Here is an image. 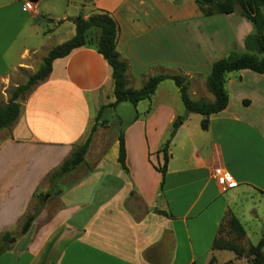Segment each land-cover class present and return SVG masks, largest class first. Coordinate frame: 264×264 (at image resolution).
<instances>
[{
    "label": "crops",
    "instance_id": "0c3cea01",
    "mask_svg": "<svg viewBox=\"0 0 264 264\" xmlns=\"http://www.w3.org/2000/svg\"><path fill=\"white\" fill-rule=\"evenodd\" d=\"M102 12L119 25L117 50L129 65L130 88L160 73L181 75L191 98L209 103L214 63L247 52L245 40L254 33L239 11L205 17L195 0H0V103L36 73L46 57L41 52L54 48L37 38L61 30L73 38L72 19ZM169 81L150 99L115 108L128 171L118 161L122 128L99 129L85 161L56 182L58 192L49 193L51 200L0 264H210L222 252L213 243L228 215L241 222L233 213L238 200L264 199V75L249 69L229 74L228 106L208 116L207 130L204 116L189 115L168 148L161 187L156 167L164 164L174 121L186 111ZM109 92L108 62L94 47L77 49L54 61L49 78L22 101L16 123L0 129V236L24 223L49 175L88 137ZM216 168L236 187L223 188Z\"/></svg>",
    "mask_w": 264,
    "mask_h": 264
},
{
    "label": "trees",
    "instance_id": "16d2710c",
    "mask_svg": "<svg viewBox=\"0 0 264 264\" xmlns=\"http://www.w3.org/2000/svg\"><path fill=\"white\" fill-rule=\"evenodd\" d=\"M195 1L205 17L217 14H232L239 11L254 26V33L247 36L245 40L247 52L243 54L232 53L214 63L206 84L208 91L214 96L212 103L193 100L189 91L190 82L181 75L160 73L150 77L142 88L138 90L130 88L127 80L129 65L121 59L117 50L119 25L109 13L102 12L88 19L83 16L72 19L76 26V35L67 42L54 47L44 58L37 72L31 75L25 84L18 86L12 91L9 102L7 104L0 103V129L10 128L16 123L22 112V101L26 100L38 84L49 78L55 60L65 58L77 49L87 46L94 47L108 62L112 70L115 101L100 108L96 122L92 126L86 140L75 148L70 157L63 162L57 171L50 175V181L56 183L60 178L76 169L85 161L95 132L98 129L97 123L99 125L105 124L101 122V119L108 108L115 109L121 103H131L136 106L141 101L150 99L162 82L172 80L179 89L180 98L186 111L184 115L179 116L174 121L170 136L162 149L164 164L161 167H156L163 176L161 185L163 187L170 159L168 148L189 115L200 114L204 116L202 129L207 130L209 126L208 116L219 113L228 106L229 95L226 83L229 74L249 69L257 74L264 75V0ZM118 161L121 167L128 171L124 131L119 134ZM260 192L264 195V192ZM44 204V202H41V206L33 214L26 217L22 225L21 235H25L30 230ZM225 224V227L229 229V233L235 235V239H228L222 236L224 230V224H222L219 234L214 240L213 250L231 251L236 254L238 259L246 257L249 259L247 264H264V235L257 245L250 244L246 249L238 243V241L247 236L246 230L239 219L231 215ZM13 239L14 237L9 232L0 236V257L10 249ZM215 261L216 258L212 257L210 264H214Z\"/></svg>",
    "mask_w": 264,
    "mask_h": 264
},
{
    "label": "rangeland",
    "instance_id": "374dc122",
    "mask_svg": "<svg viewBox=\"0 0 264 264\" xmlns=\"http://www.w3.org/2000/svg\"><path fill=\"white\" fill-rule=\"evenodd\" d=\"M43 27L45 29L49 28V24L45 23L43 25ZM65 31L66 30L58 31L57 34H54L53 38H47V40L45 39V37L43 38V36H42V38L39 37L36 39L35 43H37L38 45L44 46V48L56 47V46H58V44L60 45V43H59L60 40H65V42H67L68 40L71 39V37H70V39H68V38L66 39L65 35L67 37H69V35ZM63 43H64V41H63ZM41 54L43 56L44 55L47 56L46 49H44L41 52ZM38 61L39 60L35 59V58L30 60V62H32L34 64L35 68H37L40 64V61L39 62ZM36 72H37V70H36ZM167 85H170V87H173V82L169 81V82H167ZM12 91H13V89L8 91L10 96H11ZM106 96H107V98H109L106 101V105L113 103L115 101L114 92H109L106 94ZM161 96H163V93L160 94V97ZM210 96H211V94H210ZM211 97L213 100V96H211ZM128 105L130 107H132L131 103ZM120 113H122V111H120ZM115 115H116L115 109L108 108L105 111L103 118L101 119V122H104L105 124L99 125V123H97L98 129L96 132H98L99 129H103L105 132L108 133L110 128H117L118 129V127L120 125L118 124V121L115 119ZM130 115H132V113H130ZM130 115H129V117H130ZM121 128H122V132H123L124 131L123 127H121ZM96 132H95V134H96ZM104 138H108V135L104 136ZM111 148H112V146L110 147V152L112 151ZM57 170H55V171H57ZM54 172H52V173H54ZM50 175H49V178L47 179L49 186H48V184L44 183L41 191H39L36 194V196L34 197V201L31 204L29 215L33 214L36 211V209H38L41 206V202H44L46 204V202L51 200V196L49 195V193L58 192L57 183H52L50 181ZM45 204H44V206H45ZM236 206L237 207L234 208L233 213L235 216L240 218V220L243 223L245 230L247 232V236L245 238L241 239L240 241H238V243L247 249L250 244L257 245L264 235V199L261 198L258 194H252L250 196L241 197L238 200ZM229 217H230V215H228L226 217V219L224 220V223H223L224 224V230H223L222 236L226 237L228 239H235V235L230 234L229 229L227 227H225V225H226L225 223L229 219ZM258 218H260V220ZM22 225L16 226L15 229L13 228L14 230L11 234L14 237V240L18 239L21 236ZM214 256L217 257V259L219 261L218 262L216 260L214 262V264H229V263L247 264V262L249 260L246 257L237 259L236 255L230 251L215 252ZM230 260H232V261H230Z\"/></svg>",
    "mask_w": 264,
    "mask_h": 264
},
{
    "label": "built area",
    "instance_id": "2783aa9c",
    "mask_svg": "<svg viewBox=\"0 0 264 264\" xmlns=\"http://www.w3.org/2000/svg\"><path fill=\"white\" fill-rule=\"evenodd\" d=\"M29 8V4L26 5ZM214 177L218 183L225 189H231L236 187V183L230 176V174L223 168H216L214 171Z\"/></svg>",
    "mask_w": 264,
    "mask_h": 264
}]
</instances>
